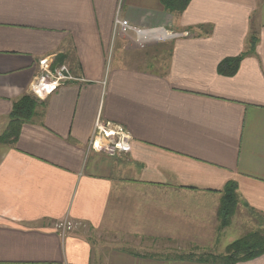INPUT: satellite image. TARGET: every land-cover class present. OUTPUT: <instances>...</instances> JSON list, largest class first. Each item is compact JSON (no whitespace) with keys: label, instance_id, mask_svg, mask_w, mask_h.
I'll use <instances>...</instances> for the list:
<instances>
[{"label":"crops","instance_id":"obj_1","mask_svg":"<svg viewBox=\"0 0 264 264\" xmlns=\"http://www.w3.org/2000/svg\"><path fill=\"white\" fill-rule=\"evenodd\" d=\"M118 3L0 0V135L41 59L73 76L0 141V264H224L205 257L235 241L239 208L243 236L264 229V0H191L179 15L123 0L121 17L158 36L116 35L109 64ZM246 51L234 75L218 72ZM98 118L126 127L129 152L88 153ZM231 181L238 205L222 227Z\"/></svg>","mask_w":264,"mask_h":264},{"label":"trees","instance_id":"obj_2","mask_svg":"<svg viewBox=\"0 0 264 264\" xmlns=\"http://www.w3.org/2000/svg\"><path fill=\"white\" fill-rule=\"evenodd\" d=\"M166 9L173 14L179 15L188 7L191 0H161ZM250 49H254L256 44V35L250 36ZM242 53L238 56L227 57L218 65V72L222 75L232 76L239 67L242 58L248 54ZM39 98L31 94L23 95L14 102L13 109L10 113V123L7 129L0 135V141L4 143L16 142L22 124L29 121L34 115L36 107L43 104ZM238 205L237 184L234 181L227 183L224 188L223 196L218 209V217L222 227L231 224L232 218ZM264 254V233L260 231L251 232L242 238L235 240L226 248L223 255L209 254L205 260H220L224 264H238V262L253 259ZM203 259V258H202Z\"/></svg>","mask_w":264,"mask_h":264},{"label":"built area","instance_id":"obj_3","mask_svg":"<svg viewBox=\"0 0 264 264\" xmlns=\"http://www.w3.org/2000/svg\"><path fill=\"white\" fill-rule=\"evenodd\" d=\"M123 0H119L118 8L113 23L112 46L116 35L134 31L138 42L146 41L147 37H157L156 29H140L134 27L129 20L122 18L120 10ZM160 38H177L188 36L190 32L164 31L159 34ZM112 50V47H111ZM40 74L35 81L32 92L34 96L45 99L51 92L56 90L62 83L72 80L73 76L66 65L53 66L50 58H43L39 62ZM132 136L120 123L98 118L89 139L87 151L103 152L108 155L129 152L131 149Z\"/></svg>","mask_w":264,"mask_h":264},{"label":"rangeland","instance_id":"obj_4","mask_svg":"<svg viewBox=\"0 0 264 264\" xmlns=\"http://www.w3.org/2000/svg\"><path fill=\"white\" fill-rule=\"evenodd\" d=\"M111 55L109 56V64H111L112 62H114L115 59V54H116V46H112V50L110 49ZM141 53H137V54H130L125 56V61H127V59H129V61H137V59H139V56H142ZM110 66V65H109ZM108 66V67H109ZM248 217L244 215V211L240 210V208L237 211V223L236 226L238 228V230H233L230 238H232V240H236L238 238H240V236H243V234H245L247 232V229L249 227V225L247 224V222L245 223L244 221H246ZM256 229V228H255ZM254 229H252L251 231H248V233L253 232ZM257 231H260L262 233H264V229H260L258 228Z\"/></svg>","mask_w":264,"mask_h":264}]
</instances>
